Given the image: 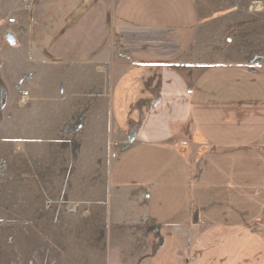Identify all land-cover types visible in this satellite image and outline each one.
<instances>
[{
  "label": "crops",
  "instance_id": "crops-1",
  "mask_svg": "<svg viewBox=\"0 0 264 264\" xmlns=\"http://www.w3.org/2000/svg\"><path fill=\"white\" fill-rule=\"evenodd\" d=\"M211 2L28 4L35 60L109 77L103 264H264V69L221 55Z\"/></svg>",
  "mask_w": 264,
  "mask_h": 264
},
{
  "label": "rangeland",
  "instance_id": "rangeland-1",
  "mask_svg": "<svg viewBox=\"0 0 264 264\" xmlns=\"http://www.w3.org/2000/svg\"><path fill=\"white\" fill-rule=\"evenodd\" d=\"M29 2L0 0V264H103L109 77L35 60ZM226 4L216 47L264 69V0H213L211 10Z\"/></svg>",
  "mask_w": 264,
  "mask_h": 264
},
{
  "label": "water",
  "instance_id": "water-1",
  "mask_svg": "<svg viewBox=\"0 0 264 264\" xmlns=\"http://www.w3.org/2000/svg\"><path fill=\"white\" fill-rule=\"evenodd\" d=\"M5 39L9 42V44L14 45L16 43L15 37L11 32H7L5 34Z\"/></svg>",
  "mask_w": 264,
  "mask_h": 264
},
{
  "label": "built area",
  "instance_id": "built-area-1",
  "mask_svg": "<svg viewBox=\"0 0 264 264\" xmlns=\"http://www.w3.org/2000/svg\"><path fill=\"white\" fill-rule=\"evenodd\" d=\"M262 216L264 217V210H263V212H262Z\"/></svg>",
  "mask_w": 264,
  "mask_h": 264
}]
</instances>
